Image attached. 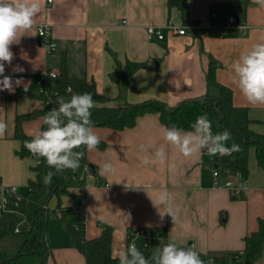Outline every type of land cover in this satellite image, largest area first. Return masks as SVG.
I'll list each match as a JSON object with an SVG mask.
<instances>
[{"label":"crops","instance_id":"0c3cea01","mask_svg":"<svg viewBox=\"0 0 264 264\" xmlns=\"http://www.w3.org/2000/svg\"><path fill=\"white\" fill-rule=\"evenodd\" d=\"M237 1L187 0L182 11L170 6L168 0H41L42 12L33 29L11 46L14 59L11 66L5 64V75L13 80L22 78L32 86L46 71L59 73L64 54L71 78L93 82L98 93L111 100L108 106L121 107L124 103L117 99L118 87L110 79L116 68L110 49L123 63L130 60L147 66L135 73L128 103L155 99L173 107L207 94L206 74L212 55L223 65L217 70V80L232 90L236 106L249 109L251 128L264 134V106L247 102L233 84L229 70L241 51L264 37V7L248 0L236 9L248 25L245 35L227 32L221 38L218 32L206 29L210 7H216L224 20ZM170 16L180 24L197 23L202 29L187 35L170 34L165 28ZM43 24L51 26L56 43L50 53L44 50L37 33V27ZM149 26L160 27L164 39H148ZM16 65L24 71L14 73ZM20 89L23 86L16 87L14 93L0 91V120L8 124L6 134L0 137V200L11 186L26 192L29 181L36 178V161L17 155L21 143L15 139V127L18 115L39 110L43 103L37 96L15 97ZM161 125L159 115L145 114L133 127L123 130L94 126L104 145L93 152L86 149V159L94 171L80 165L70 179L73 195L62 196L61 202L84 217L85 238H97L105 230H112L113 255L127 247L126 231L138 228H165L169 239L179 245H195L203 254L243 253L245 236L256 232L259 220H264V169L257 163L255 150L249 153V175L245 178L248 191H240L233 199L223 186L230 177L220 176L219 185H215L213 167L207 160L217 155L202 151L184 157L167 145L164 164H140L148 154L140 151V145L159 147L164 143ZM43 126L40 116L25 121L23 131L34 136ZM104 162H111L115 172L99 175ZM233 181L240 185L238 178L233 177ZM163 190L171 195L174 222L167 213L161 216L150 198ZM57 202L53 197L51 215L42 219L52 245L47 264H86L79 250L69 246V231L55 212ZM257 264H264V253Z\"/></svg>","mask_w":264,"mask_h":264},{"label":"trees","instance_id":"16d2710c","mask_svg":"<svg viewBox=\"0 0 264 264\" xmlns=\"http://www.w3.org/2000/svg\"><path fill=\"white\" fill-rule=\"evenodd\" d=\"M248 0H238L231 13H238L236 9H241ZM169 5L184 10L187 0H168ZM219 17L214 21V26L208 29L210 33L219 31V26L223 23ZM115 58L116 68L110 74V79L118 87L117 99L124 104L121 107H110L107 105L111 100L98 93L93 82L86 79L71 78L67 70L66 55L63 54L60 65V72L53 80L49 88L50 95L42 96L38 93L36 85L29 87L25 92L20 89L15 97L37 96L42 100L43 107L30 113L20 114L16 118L15 139L21 143L17 155L20 158H32L36 161L33 170L36 178L30 180L28 190L22 193L19 201L11 200L10 212L0 215V264H47L52 251V245L48 241L47 226L42 220L51 215L50 202L53 197L58 199L56 214H60V221L69 231V246L79 250L84 256L86 264H119V260L113 258L112 243L113 233L111 229L105 230L99 237L87 239L84 236V217L78 215L72 207L65 206L61 202L62 196H72L70 192V179L74 177L75 171L64 170L56 173L50 184L44 183V177L50 169L43 158L37 159L24 147V141L31 140L33 136L27 135L23 131V123L38 117H43L48 111L56 107L57 95L68 97L73 93H90L97 106L91 109V120L94 126L109 127L116 130L131 128L135 125L137 118L145 114H157L162 125L177 127L190 130V125L200 115L206 114L212 123L213 133L228 130L231 139L227 141V146L233 144L239 146L240 150L226 155H219L214 159L207 160V163L219 171L220 176L235 177L241 175L247 178L249 175V153L255 150L258 165L264 169V134L255 132L251 125L253 121L249 117V109L243 106H236L233 102L232 90L221 84L216 77L217 70L222 68V63L209 56L207 69V94L201 98L187 99L176 106L150 99L141 103L130 104L127 102V93L131 86L133 77L137 71L147 67L145 63L126 60L124 63L118 59L115 52L108 49ZM71 88L72 92L67 89ZM45 127V126H43ZM102 143L98 147H103ZM84 157L80 165L90 168L86 159V148H81ZM205 153H207L205 151ZM94 171V170H92ZM231 197L236 199L230 191ZM28 203L35 205V211L28 209ZM24 214L28 224V230L16 231V214ZM151 240L146 244L140 242L137 248L146 257L161 242L167 243L169 238L165 228H154ZM243 253H224L219 255H208L199 253L205 262L212 261V264H257L264 253V220H259V229L244 238ZM191 247V244L181 245Z\"/></svg>","mask_w":264,"mask_h":264},{"label":"clouds","instance_id":"9594fccd","mask_svg":"<svg viewBox=\"0 0 264 264\" xmlns=\"http://www.w3.org/2000/svg\"><path fill=\"white\" fill-rule=\"evenodd\" d=\"M254 2L264 7V0H254ZM41 12V0H0V91L14 93L15 88L20 86H23L25 92L29 90L31 82L25 83L22 78L13 80L12 76L5 75V64L11 66L14 59L11 46L18 43L25 32L33 29L36 18ZM240 30H243L242 25ZM229 70L233 84L247 102L252 106H264V37L249 49L241 51L230 63ZM12 71L22 73L24 69L16 65ZM67 91L71 93L72 89L69 88ZM55 104L57 107L52 108L42 117V124L45 127L38 129L31 140L24 141V147L33 157L43 158L48 167L54 169L45 175V184H50L56 173L69 169L76 171L84 157L81 148L93 152L100 144V138L95 133L91 120V109L95 106L92 94L73 93L67 99L57 95ZM7 130L8 124L0 120V137H3ZM160 132L164 143L159 147L140 145V151L148 153L140 160L142 166L164 164L167 159V145L178 149L184 157L202 151L215 156L240 150L236 144L227 146V141L231 139L228 130L213 133L212 123L206 114L198 116L190 125V130L172 124L161 125ZM114 172L115 168L111 162L100 165L99 175L104 176ZM238 191L246 193L247 185L241 183ZM150 198L161 216L167 213L172 217L173 222L175 221L171 195L167 190L160 191L155 198L151 196ZM113 258H118L119 264H212L210 260L205 262L201 259L195 245L181 246L174 239H169L167 243L161 242V246L154 249L150 258L146 257L134 242L114 253Z\"/></svg>","mask_w":264,"mask_h":264},{"label":"built area","instance_id":"2783aa9c","mask_svg":"<svg viewBox=\"0 0 264 264\" xmlns=\"http://www.w3.org/2000/svg\"><path fill=\"white\" fill-rule=\"evenodd\" d=\"M51 1V0H49ZM238 13H230L226 19H224L223 23L219 26V37H224L227 32H236L242 35H245L248 31V25L244 18L241 15V11L238 10ZM219 11L216 7H210L209 15H208V24L206 25V29H210L214 26V21L218 20ZM243 26V30H240V26ZM168 33L173 35H187L193 34L199 29H202L201 25L197 23H186L180 24L176 21L174 16H170L165 25ZM37 33L42 40V46L47 53L52 52L56 48V43L52 36L51 26L48 24L39 25L37 27ZM147 37L148 39H158L159 41L164 39V34L160 27L149 26L147 28ZM58 76L57 71H46L42 76L36 79L35 85L38 89V93L42 96H49L50 91L49 88L52 85L53 80ZM69 89V88H68ZM67 89V90H68ZM213 177L215 181V185H219L218 178L220 177L219 171L217 169L213 170ZM240 180L241 183H246L245 178L241 175L235 176ZM229 191L233 193V195L238 196L240 191H238L239 185H236L233 181V177H230L226 180L223 185ZM6 195H4L0 200V215L6 212L12 211L9 207L11 200L19 201L22 199V192L19 187L11 186L6 190ZM58 218H60V214H57ZM85 222V221H84ZM83 222V223H84ZM85 227V223H84ZM154 228H138V229H130L126 231V244L127 246L131 243H135L136 246L140 242H144L145 244L151 240L152 234L154 232ZM20 229L17 227L16 231ZM193 246V245H192Z\"/></svg>","mask_w":264,"mask_h":264},{"label":"rangeland","instance_id":"374dc122","mask_svg":"<svg viewBox=\"0 0 264 264\" xmlns=\"http://www.w3.org/2000/svg\"><path fill=\"white\" fill-rule=\"evenodd\" d=\"M28 209L31 211V212H34L35 211V205L33 203H28ZM16 218H17V226L20 230H28V224L26 222V217L24 214H16Z\"/></svg>","mask_w":264,"mask_h":264},{"label":"water","instance_id":"95a60500","mask_svg":"<svg viewBox=\"0 0 264 264\" xmlns=\"http://www.w3.org/2000/svg\"><path fill=\"white\" fill-rule=\"evenodd\" d=\"M91 170H93V168L91 167Z\"/></svg>","mask_w":264,"mask_h":264}]
</instances>
